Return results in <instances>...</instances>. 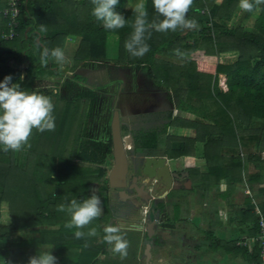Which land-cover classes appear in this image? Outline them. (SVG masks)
Listing matches in <instances>:
<instances>
[{
	"label": "trees",
	"instance_id": "trees-1",
	"mask_svg": "<svg viewBox=\"0 0 264 264\" xmlns=\"http://www.w3.org/2000/svg\"><path fill=\"white\" fill-rule=\"evenodd\" d=\"M21 1L16 37L12 40L0 37V82L11 76V82L18 84L20 90L49 96L54 105L55 128L43 133L34 129L30 147L25 146L17 153H5L0 146V179L6 180L5 189L26 205L29 213L25 225L43 226L41 241L53 242L62 256L61 264H128L125 259L132 256L129 243L126 256L122 258L117 253L112 256L111 245L102 239L107 225H102L101 216L84 229H69L65 224L70 214L57 211L58 205L67 206L73 199L82 203L88 198L90 185L99 182L103 173L99 166L104 163L106 154L112 153L111 144L105 149L102 143L87 138L90 100L96 96L95 92L87 90L68 99L60 90L54 92L45 86L48 73L60 74L62 68L52 63L53 58L42 63V52L57 47L67 50L65 44L70 37L79 39L73 53L75 65L84 63L96 69L110 60L108 36L117 34L116 65L134 68V78L145 73L157 87L172 91L178 110L202 118L175 117L161 129L142 133L137 149L147 150L149 156H156L154 152L163 150V155L181 165L184 157L196 156L197 144L203 143L205 169H188L194 183L202 187L205 194L216 188L217 197L229 199L233 219L242 227L243 239L259 233L260 216L256 207L264 215V191L257 205L251 197L245 198L244 206L237 205L235 194L246 182L264 180V3L245 13L247 19L254 18V27L250 30L244 26H229L239 8V0L219 3L218 0H193L186 18L195 20L196 28L168 32L150 30L151 38L146 39L149 51L142 57H133L124 47L135 19L131 0H119L115 7V11L127 20L124 28L115 31H106L91 15L94 7L91 0ZM146 10L149 23L163 19L155 12L152 0H146ZM4 20L3 32H8L7 20ZM34 30L41 33L40 42ZM199 52H203L204 58L214 57L216 63L196 59ZM229 58L234 61L228 62ZM25 59L30 65L24 76L20 69L9 66L12 60L21 63ZM221 75L227 78V91L219 85ZM72 80L83 83L86 78L77 74L73 79L67 77L66 83ZM116 83L114 94H118V86H121V82ZM170 126L192 129L195 137L169 136ZM26 151L27 168L22 171L19 167ZM12 163L18 168H7ZM222 180L228 184L225 191L220 190ZM108 203L106 198L103 205L109 211ZM164 205L160 203L154 211H163ZM52 227L57 229L54 237L51 236ZM93 227L97 230L96 236L74 237L77 230L87 233ZM120 234L123 236L122 231ZM224 244L229 253L240 254L251 264H260L258 245L250 253L247 248L238 246L237 240Z\"/></svg>",
	"mask_w": 264,
	"mask_h": 264
},
{
	"label": "rangeland",
	"instance_id": "rangeland-1",
	"mask_svg": "<svg viewBox=\"0 0 264 264\" xmlns=\"http://www.w3.org/2000/svg\"><path fill=\"white\" fill-rule=\"evenodd\" d=\"M221 0H218V3ZM139 2V0H131V8H135L136 4ZM144 3L146 5V0H144ZM246 11H243L242 9L238 8L236 11L234 17L232 18V21L230 22L229 26L236 27V26H244L248 29H253L254 27V18L253 19H247L245 16ZM115 38H112L110 35L108 36V44H107V51L108 54L110 53V60L106 63H101V65L97 66L96 69L86 67L84 63L79 64L78 66L75 65L74 56L73 53L76 51L79 39L70 37L67 39L65 47L67 48V51L69 53H72V58L69 59L70 63L65 64L70 67V70H63L61 69V73L58 75H52V77L47 76L45 80L46 87L49 90H54L56 92L57 90H60L62 95L65 98L71 99L75 97L78 93L85 92L87 90H93L95 92V97L92 98V105L89 106L90 110V118H88V129H87V138L92 141H96L103 144V147L106 149V147L111 144L112 145V153L106 154L105 161L102 165L99 167L102 169V175L99 182H94L90 185L89 190L87 192V197L90 198V196L95 192L96 195H98L102 202V214L101 217L103 219L102 225L103 226H118L120 228V231H122L123 238L129 243L130 249L132 250L131 254L134 256V261H137L139 264H146V257H145V248L144 245L146 241H152L147 236V224L155 218L157 233H159L156 238L158 241L159 247H161V251H163L162 242L171 239L169 247L172 248V252H176L180 255H184L183 257H186V259H194L195 262L200 258V254L197 255L194 246L198 243H201L203 240V237L201 239V234L196 232L195 224H193L192 216L189 214L191 212V208L193 207L192 204H190V201L188 198H186V192L181 191V193H177L179 191H176L174 193L175 198L174 202L172 204L180 203L181 205L183 203L186 204V213L185 218H190V220L187 218V224H184L186 226L185 229L181 228L184 227L182 223L180 225H174L172 229V235L176 236V238L182 239L181 235L179 234L183 231L189 236V243L187 241V245L183 242H180L178 244V240H174L172 235H168L166 229H164V226H169L171 224H168V213H167V207H164V211H156L153 218H151V212L153 211V206L158 207L160 203L164 201V198H158L155 200H150V202H146L142 199L137 198L136 196H133L130 199L123 200L119 196V190L118 188H111L109 185V173L112 170V167L114 165V156H113V144H112V134H111V121L113 116V111L115 108H118L121 112V118H122V135L124 138L125 146L127 149V154L130 162V168H129V181L132 178L133 175H137L141 173V168L143 166V163L146 159V157L149 156V153L147 150H138V141L139 136L147 131H151L153 129H161L163 126L158 127L157 126V120L154 117V114L152 113V104L153 100L150 99V90L155 87L154 81L152 78H150L145 73H140L139 77L134 78L131 72V68L127 66H122L123 70V77L122 80L124 81L126 85V91L124 93H121L119 95L118 92V103L117 105H114V97L116 94H114V90L117 87V81H114V79L119 74V71L117 70V66L114 63V60L118 56V47H119V37L114 36ZM115 39V40H114ZM196 59H206L209 62L216 63L215 58H208L203 55V52H199ZM228 62H233L234 58L227 59ZM57 63V62H56ZM23 64H18V66ZM62 68V66H61ZM50 73V72H49ZM81 75L86 78V81L81 83L78 81H71L69 84L66 83L67 77H70L71 79L74 78L75 75ZM107 85V86H106ZM219 85L222 89L227 91L228 86L226 85V79L225 77H220ZM105 86V87H103ZM121 86H118L120 88ZM120 90V89H119ZM163 90V89H162ZM165 92V90H163ZM148 97V98H146ZM149 99V100H148ZM87 100L84 102L86 103ZM87 103L86 106L89 105ZM206 121V120H204ZM210 122V121H209ZM255 150V149H253ZM157 154L153 157H159V156H165L168 157L165 154L163 150H158L154 152ZM264 157V153H263ZM204 158V156H203ZM205 161V158L203 159ZM206 162V161H205ZM176 166V168H185L186 164L184 162V158L182 159L181 165L177 162H173L172 165ZM94 168L98 165H92ZM197 169H205V165L203 164L201 167H197ZM144 184H146V188L149 189L150 183L147 181H144ZM152 189V188H151ZM154 189V188H153ZM195 192L200 193L202 191V187L196 186V189H191ZM129 194H133V190L130 189L128 191ZM173 194V191L171 192ZM245 191L239 190L237 193V196H235L237 205H243V201L245 199L244 195ZM201 195V193H200ZM156 197V195H153ZM108 199L109 203V211L105 208L103 205L104 201ZM182 198V199H181ZM259 200L254 199V203L257 205ZM166 203V202H164ZM191 207V208H190ZM187 211L189 213L187 214ZM106 217V218H104ZM192 218V220H191ZM223 219V218H222ZM171 220V219H170ZM169 220V221H170ZM227 220V219H226ZM52 231V228H51ZM176 232V233H175ZM164 233V234H163ZM153 238V237H152ZM155 237L153 238L156 239ZM201 240V241H200ZM238 241V240H237ZM139 242H143V246L138 249L137 246H135V243L138 244ZM128 245V246H129ZM112 247V246H111ZM111 247L109 249H111ZM133 247H136L134 249ZM185 248L184 251H180V249ZM111 251V250H110ZM141 251V253H140ZM161 253V252H160ZM112 256L116 255V253H113L111 251ZM163 254V252H162ZM118 255V253H117ZM138 256H140V259H138ZM101 258H105V256H102ZM128 264H131L133 261V258L130 256V258L125 259ZM124 260V261H125ZM192 261L190 264H195ZM228 262V261H227ZM222 262V264H228V263ZM136 264V263H134ZM199 264V263H197ZM232 264V263H231Z\"/></svg>",
	"mask_w": 264,
	"mask_h": 264
},
{
	"label": "crops",
	"instance_id": "crops-1",
	"mask_svg": "<svg viewBox=\"0 0 264 264\" xmlns=\"http://www.w3.org/2000/svg\"><path fill=\"white\" fill-rule=\"evenodd\" d=\"M7 0H0V31H4L5 29V20L2 16V10L4 9L6 5ZM34 33L38 34L37 41H41L42 35L38 30H34ZM112 38H115L114 36H117V34H111ZM115 40V39H114ZM45 46V45H44ZM66 58L71 59L72 54H70L67 50L64 51ZM118 54V53H117ZM108 58L110 59V53L108 54ZM208 58H214V57H208ZM68 59V60H69ZM169 61L173 63H180L179 61H176L173 58H167ZM209 62V61H208ZM52 63L57 64L55 59H52ZM210 64H215L212 62H209ZM19 63L12 60L9 62V66L12 68L20 69L22 71V75L24 76L26 74V70L30 65V61L25 59L20 64H23L24 69L21 68V65L18 66ZM22 66V67H23ZM117 66V70L119 71L120 76H117L114 81L121 82L120 90L122 93L124 89H126V85L124 81L122 80L123 72H122V66ZM128 67V66H127ZM56 68H53L54 70ZM63 70H70V67L68 65L62 66ZM130 69V67H129ZM132 74L135 73V69L131 68ZM52 77V75H58L54 71H51L48 73V76ZM220 77H225L226 79V85H227V78L225 75H221ZM12 83V82H11ZM13 84V83H12ZM11 86V85H10ZM150 90V96L153 100L152 104V113L154 114L155 119L158 121L156 124L158 127L165 126L167 123L172 121L175 117H181L188 120H202V118L186 111H181L176 108V104L173 101V93L172 91L165 92L157 87ZM228 89V88H227ZM224 90V89H223ZM225 91V90H224ZM148 98V97H146ZM149 100V99H148ZM209 122V120H206ZM168 135L169 136H181V137H195V132L192 129L188 128H181L176 126H170L168 128ZM203 143L197 144L196 147V156H187L184 157V162L186 164V169H197V167H201L203 164L205 165L206 162L203 160ZM17 153V152H16ZM168 158V157H167ZM27 159H28V152H24L22 163L19 167L20 170H26L27 168ZM168 162L170 165L174 168L173 162H176L174 159L168 158ZM16 163L10 164L11 168L10 170H15L18 167H16ZM1 177V176H0ZM192 179V178H191ZM5 181L4 179H0V264H28L29 258L36 256L41 251V248L44 245H51L53 248L51 249V254L56 257L57 264H61L62 256L59 254V252L56 250L55 245L52 243H43L42 240V231L43 226H31V224L25 225V219L29 211H27V207L23 202H20L17 195H14L10 191L5 189ZM14 181V180H13ZM12 184H17L16 182H13ZM196 186L198 184L194 183V180L192 179V187L190 189L187 188H180L176 190H171L168 192L166 197L164 198L163 202H166L165 206L167 207V213H168V224H171L169 226H164L163 228L166 229L168 235H172V229L174 225H180L182 222V225L187 224L185 218V211L187 210V202L186 204L183 203L182 205L180 203L172 204L174 202L175 194L181 193V191L186 192V198L189 199L190 204L193 205V207L190 209L191 212L187 211V214L189 213L192 218L193 224H195L196 232L200 233L201 239L203 237V240L201 243H198L194 246L195 251L198 254H200V258L195 262L194 259H186V257H183L184 255H180L176 252H172V248L169 247L172 245L170 243L171 239H167L162 242L163 251H161V247H159L158 241L156 236L159 234L156 231L153 235V238L156 239L152 241H146L144 242L145 245L143 248L146 249L147 243H151L152 245V257H151V264H190L192 261L195 264H222V262L225 261L228 264H251L249 261L245 259L240 254L235 253H229L227 251V246L222 245L223 243L231 244L236 240H239L243 238V230L242 227L238 224L237 221L233 219L234 214L232 213L233 207L230 205V201L221 199L217 197L218 189H213L211 192L204 193L203 189L200 193L197 194V192H187L191 189H196ZM228 188V184L225 180L221 181L220 184V190L225 191ZM245 191L244 197H251L254 201V199L260 200V197L263 194L264 191V180H261L259 182L255 183H249L246 182L244 186H240L237 189V193L239 190ZM173 191V194L171 193ZM176 191H179L177 193H174ZM237 193L235 196H237ZM205 195V196H204ZM182 199V198H181ZM245 200V199H244ZM244 202V201H243ZM164 206V207H165ZM244 206V204H243ZM179 208V211L177 210ZM218 209V211H217ZM157 211L160 212L158 209ZM164 211V210H163ZM224 215L227 217V220L222 219ZM30 217V216H29ZM171 219V220H170ZM170 220V221H169ZM183 229L186 228L181 227ZM40 232H39V231ZM57 232V229L52 227L51 236L54 237V234ZM20 233H24V235H21ZM176 233V232H175ZM164 234V233H163ZM182 239L176 238V236H173L174 240H178V244L180 242H183L187 245V241L189 240V236L185 232H181L178 237ZM201 241V240H200ZM143 243V242H142ZM141 242L136 244L138 249H140L143 244ZM189 243V241H188ZM136 249V247H133ZM182 248V247H180ZM144 249V250H145ZM185 248L180 249V251H184ZM133 250V249H132ZM161 252V253H160ZM163 252V254H162ZM141 253V251H140ZM145 255V254H144ZM133 258V261L131 264H139L137 261H134V256H131ZM146 257V256H145ZM138 259H140V256H138Z\"/></svg>",
	"mask_w": 264,
	"mask_h": 264
},
{
	"label": "clouds",
	"instance_id": "clouds-1",
	"mask_svg": "<svg viewBox=\"0 0 264 264\" xmlns=\"http://www.w3.org/2000/svg\"><path fill=\"white\" fill-rule=\"evenodd\" d=\"M119 0H91L94 5L91 15L96 21L101 22L106 31H115L125 27L127 20L115 11ZM193 0H152L153 8L162 20L149 23L148 12L144 0H139L133 9L135 16L131 27L132 34L125 42L124 47L133 57H142L149 51L146 39L151 38V31L168 32L180 29L196 28V21L186 18ZM264 0H239L238 7L246 12H252ZM147 33V36L145 35ZM49 58H54L58 65L70 63L64 51L57 47L52 50L45 49L41 54V62L46 63ZM23 79V77H21ZM12 77L6 76L0 82V146L7 153L21 151L25 146L30 147L29 140L35 129L38 132L53 131L55 128L54 105L49 96L36 91L29 93L20 90L18 84H12ZM11 85V86H9ZM102 202L93 192L90 198L78 203L73 199L65 206H57V211L70 214L66 228L84 229L94 219L102 214ZM103 241L111 245V251L118 253L123 258L127 255V241L120 234L118 226H107L104 229ZM24 235V233H20ZM93 237L97 235L96 228H91L87 233L77 230L76 239ZM53 246L44 245L38 255L30 257L28 264H57L56 257L51 254Z\"/></svg>",
	"mask_w": 264,
	"mask_h": 264
},
{
	"label": "water",
	"instance_id": "water-1",
	"mask_svg": "<svg viewBox=\"0 0 264 264\" xmlns=\"http://www.w3.org/2000/svg\"><path fill=\"white\" fill-rule=\"evenodd\" d=\"M43 46L44 44L41 43ZM122 92L119 91V95ZM118 103V95L114 98V105ZM111 134H112V144H113V156H114V165L112 170L109 173V185L111 188H118L119 196L123 200H127L133 197L126 191L128 185V173L130 168V162L127 154V149L125 146L124 138L122 135V118L121 112L118 108H115L113 111L112 121H111ZM142 172L144 175L148 176L149 179H154L156 184H161L164 186L163 192L164 196L168 194L171 190L180 189L181 183L179 179H186L185 188L190 189L192 187V179L190 178L189 171L179 173L177 171H172L171 165L168 162V158L165 156L146 157L143 166ZM141 178V176L139 177ZM138 177L134 178L132 188L136 190L137 198H140L146 202H150L152 195L145 189V185L139 186L137 184ZM156 219L153 218L147 224V235L152 239L156 231ZM152 245L147 243L145 249L146 264H151L152 257Z\"/></svg>",
	"mask_w": 264,
	"mask_h": 264
},
{
	"label": "built area",
	"instance_id": "built-area-1",
	"mask_svg": "<svg viewBox=\"0 0 264 264\" xmlns=\"http://www.w3.org/2000/svg\"><path fill=\"white\" fill-rule=\"evenodd\" d=\"M21 0H7V5L2 10L4 18L7 20L8 32H1L0 37L6 40H12L17 35V29L19 27V17L21 15ZM256 212L260 216V231L256 236H251L246 239H239L237 245L243 248H247L250 253H253L256 245L260 247L261 252V262L264 264V215L261 213V210L256 207ZM224 220L227 217L224 215L222 217Z\"/></svg>",
	"mask_w": 264,
	"mask_h": 264
},
{
	"label": "flooded vegetation",
	"instance_id": "flooded-vegetation-1",
	"mask_svg": "<svg viewBox=\"0 0 264 264\" xmlns=\"http://www.w3.org/2000/svg\"><path fill=\"white\" fill-rule=\"evenodd\" d=\"M117 95V94H116ZM115 95V96H116ZM115 98V97H114ZM171 168H172V171H177V172H179V173H183V172H185V171H188V169H186V168H174V167H172L171 166ZM190 173V172H189ZM128 175H129V173H128ZM141 176V178H139ZM135 177H138V180H137V184L139 185V186H141V185H143L144 184V181H147V182H149L150 183V187H149V189H147L146 188V184H144L145 185V189L152 195V200H155V199H158V198H165L166 196H164L165 194H164V192H163V188H164V186L163 185H161V184H156V182L154 181V179H149V177L148 176H146V175H144L143 174V172H142V168H141V173L140 174H137V175H133L132 176V178L130 179V181H129V178H128V185H127V187L125 188L126 189V191H127V193H128V191L130 190V189H132L133 190V194H130V195H136V190H135V188H132L131 186H132V184H133V181H134V178ZM190 178H191V176H190ZM186 179L187 178H184V179H179V181H180V183H181V188H185V182H186ZM152 188V189H151ZM154 188V189H153ZM129 194V193H128ZM153 195H156V197L155 196H153ZM140 199V198H139ZM154 209H155V207L153 206V211L151 212L152 214H151V218H153V216L155 215V212L156 211H154Z\"/></svg>",
	"mask_w": 264,
	"mask_h": 264
}]
</instances>
